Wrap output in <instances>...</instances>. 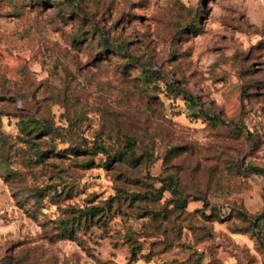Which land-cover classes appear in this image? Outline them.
Returning a JSON list of instances; mask_svg holds the SVG:
<instances>
[{
	"label": "rangeland",
	"instance_id": "obj_1",
	"mask_svg": "<svg viewBox=\"0 0 264 264\" xmlns=\"http://www.w3.org/2000/svg\"><path fill=\"white\" fill-rule=\"evenodd\" d=\"M252 166L264 0H0V264H264Z\"/></svg>",
	"mask_w": 264,
	"mask_h": 264
},
{
	"label": "trees",
	"instance_id": "obj_2",
	"mask_svg": "<svg viewBox=\"0 0 264 264\" xmlns=\"http://www.w3.org/2000/svg\"><path fill=\"white\" fill-rule=\"evenodd\" d=\"M106 48L109 49L110 52H114V51H116V49H118L116 47H111V46H107ZM236 132L239 133L238 130ZM132 148H133V140H132V138L127 137L125 139L124 149L122 150V152L117 151L112 156L108 153V149L104 146L93 144L92 149L94 150V154H102L104 156H107V160L109 162H114L117 159V157H120V156H123L125 154L130 153L132 151ZM247 171L254 173V174L261 175L264 177V168H261L258 166H252V167H248ZM159 183L161 184V187L159 188V194L167 191L171 195L178 198L177 200H179L180 205L185 206V203L190 196L186 195L185 198L180 200L181 194L178 190L177 182L173 176H166V177L160 179ZM263 202H264V188H263ZM100 211H101V209H99L97 207L87 208L85 210L80 211V215L78 216V218L76 220L74 219V220H72V222L62 220V221L58 222V225L64 234L73 233L75 231V228L73 227L72 223H74L76 221L77 225L79 227L81 219L86 221L88 219V217L92 218L95 215H97ZM221 211L223 213L222 216L224 218H228L232 215L241 216L239 214V212L236 210L232 209V210L228 211L227 207L222 208ZM249 217H254V221L259 222L260 220L264 219V212L261 214H259V213L253 214V216L249 215Z\"/></svg>",
	"mask_w": 264,
	"mask_h": 264
},
{
	"label": "crops",
	"instance_id": "obj_3",
	"mask_svg": "<svg viewBox=\"0 0 264 264\" xmlns=\"http://www.w3.org/2000/svg\"><path fill=\"white\" fill-rule=\"evenodd\" d=\"M259 186L253 189L252 191L243 192L239 198L242 201L244 207L249 213H256L260 208L264 206L263 202V188H264V177L259 175L258 180ZM263 240H264V231H263Z\"/></svg>",
	"mask_w": 264,
	"mask_h": 264
},
{
	"label": "water",
	"instance_id": "obj_4",
	"mask_svg": "<svg viewBox=\"0 0 264 264\" xmlns=\"http://www.w3.org/2000/svg\"><path fill=\"white\" fill-rule=\"evenodd\" d=\"M227 208H230L231 210L233 209V210H236V211H238L239 213H241V214H243V215H246L241 209H239V208H237L235 205H233V204H228L227 206H226Z\"/></svg>",
	"mask_w": 264,
	"mask_h": 264
},
{
	"label": "built area",
	"instance_id": "obj_5",
	"mask_svg": "<svg viewBox=\"0 0 264 264\" xmlns=\"http://www.w3.org/2000/svg\"><path fill=\"white\" fill-rule=\"evenodd\" d=\"M228 209V211H230L231 209L230 208H227ZM196 250L198 251V252H200L201 251V249L200 248H196Z\"/></svg>",
	"mask_w": 264,
	"mask_h": 264
}]
</instances>
